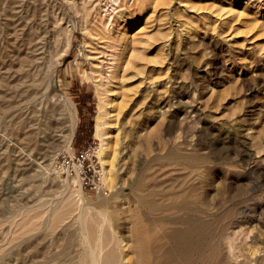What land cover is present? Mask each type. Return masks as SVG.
Instances as JSON below:
<instances>
[{"label": "rangeland", "instance_id": "rangeland-1", "mask_svg": "<svg viewBox=\"0 0 264 264\" xmlns=\"http://www.w3.org/2000/svg\"><path fill=\"white\" fill-rule=\"evenodd\" d=\"M48 47L55 89L30 67ZM41 87L74 105L68 147ZM89 145L104 196L50 172ZM90 246L97 264H264V0H0V264H92Z\"/></svg>", "mask_w": 264, "mask_h": 264}, {"label": "bare ground", "instance_id": "bare-ground-1", "mask_svg": "<svg viewBox=\"0 0 264 264\" xmlns=\"http://www.w3.org/2000/svg\"><path fill=\"white\" fill-rule=\"evenodd\" d=\"M77 29V28H76ZM19 38V37H18ZM51 45H49V47H50ZM70 46V45H69ZM49 47H48V49L46 50V51H44V52H41L39 55L40 56H38V61L36 62V63H34V64H31L30 62V67H33V69L38 73V76H39V79H40V81H42V79L46 76V77H48V78H51V82H52V87L55 89V78L53 77V74H54V71H55V69H56V65H57V63H55L54 61H53V59H52V57H51V52L49 51ZM65 50V49H64ZM36 54H38V53H36ZM57 54V53H56ZM60 57V56H59ZM99 61H100V58H99ZM59 62V61H58ZM101 63H102V60H101ZM19 65V64H18ZM23 65H25V64H22V66ZM103 65V64H102ZM17 66V65H16ZM20 66V65H19ZM29 66V65H28ZM24 67V66H23ZM26 67H27V65H26ZM24 70V69H23ZM16 73V72H15ZM22 73V72H21ZM20 73V74H21ZM12 74V73H11ZM11 74H10V76H11ZM17 74V73H16ZM20 74H18L19 76H20ZM52 75V76H51ZM12 77V76H11ZM11 80V79H10ZM16 80V79H15ZM49 80V79H48ZM9 81V80H8ZM17 81V80H16ZM44 81H45V79H44ZM50 82V81H49ZM9 83H11L10 81H9ZM44 87V86H43ZM51 87V88H52ZM42 88V87H41ZM57 89V88H56ZM48 90V89H47ZM52 92V91H51ZM50 92V93H51ZM48 93V92H47ZM46 92H44L43 91V88H42V90L40 91V95H41V100L43 101V108H44V112L46 113L45 115H44V119H48V111H50V108H54V106H56V107H59L61 110H62V113L65 115V117H66V115H67V118H66V121L68 122V129H67V131H66V134H65V137L67 138V142H66V146L65 147H68L69 146V144H70V141H71V139H72V134H73V129H74V126H75V109H74V105H73V103L69 100V99H67L63 94H61V93H56V94H52L51 96L50 95H48ZM60 110V111H61ZM106 109H105V107H104V105H101L100 106V108H99V113L97 114V116H96V124H95V134L97 135V136H99L100 138H101V141H102V144H104L105 143V140H106V136H107V131L106 130H104V129H101L102 128V126H103V113H104V111H105ZM59 111V110H58ZM30 115H33L32 114V112H29V113H26L25 114V117H27L28 116V118H30V120L32 121L31 123H30V125H35V126H38L39 125V122H41L40 121V119L38 118V119H35L34 117H29ZM51 116H53V114L51 115ZM27 118V119H28ZM34 118V119H33ZM105 118V117H104ZM43 119V118H42ZM45 121V123H46V120H44ZM43 121V122H44ZM50 122V121H49ZM54 136V135H53ZM102 144H101V147H103L102 146ZM101 149H103V148H101ZM105 159V158H104ZM103 158H102V164H103V166H105V169H106V162H105V160H104ZM30 161V160H29ZM37 162H39V161H37ZM36 162V163H37ZM40 163V162H39ZM34 164V163H33ZM37 165H38V167H40L41 165H39L38 163H37ZM45 165V164H44ZM38 167H36V168H38ZM45 167V166H44ZM46 168V167H45ZM40 169H42V168H40ZM39 169V170H40ZM44 169V168H43ZM43 172V171H42ZM38 173V172H37ZM107 170H106V178H108L107 177ZM41 175V174H40ZM48 177V176H47ZM108 181H109V178H108ZM104 196V195H103ZM27 203H25V204H23V205H26ZM93 225V224H92ZM144 225H142V228H144L143 227ZM90 229V228H89ZM94 228H92V230H93ZM99 229V228H98ZM111 229V228H110ZM145 229H147V228H145ZM88 230V229H87ZM112 230V229H111ZM134 230V231H133ZM131 232H130V234L132 233V235H130V237L132 238L133 236L135 237V246H133V252H135V250H137V252L138 251H140L139 250V248L140 247H142V249H143V246L145 245V246H147L148 244H144V243H147L146 241L145 242H143V240H145L143 237H141L142 236V234L140 235V233H141V228H135V229H133ZM144 230V229H143ZM89 231V230H88ZM100 231V230H99ZM98 231V232H99ZM94 232V231H93ZM97 232V233H98ZM114 233V232H113ZM128 234V233H127ZM148 234V233H147ZM99 235V234H98ZM145 235V234H144ZM143 235V236H144ZM104 236H105V234H104ZM107 236L109 237V235L107 234ZM113 236V235H112ZM148 236V235H147ZM87 237V236H86ZM119 237V236H118ZM96 238H98V237H96ZM143 238V239H142ZM110 239V238H109ZM109 239H108V241H109ZM121 238H119V240H120ZM148 239V238H147ZM81 240V239H80ZM128 240V239H127ZM98 241V240H97ZM107 241V242H108ZM106 242V243H107ZM148 242H149V240H148ZM125 243V242H124ZM134 243V242H133ZM123 244V241H122V243H121V245ZM87 245H88V242H87ZM97 245H98V243H97ZM116 246V245H115ZM149 246V245H148ZM123 247H125V246H123ZM135 247V248H134ZM118 249V248H117ZM123 249V248H122ZM121 249V250H122ZM142 249H141V251H142ZM88 250V249H87ZM146 250H148V249H146ZM123 251V250H122ZM145 251V250H144ZM89 257L91 258V260H93L92 261V264H97L98 262H97V260H96V256H94V249H93V247H89ZM127 252V251H126ZM146 252V254H147V251H145ZM148 252H149V250H148ZM124 254H125V252H124ZM135 254V253H134ZM146 254H144L143 252H141L140 254H139V260L141 261V264H149V263H151L152 262V259H151V257H150V255H146ZM150 254V253H149ZM137 256V255H136ZM124 257H126V254H125V256ZM131 257V256H130ZM127 258V257H126ZM124 259V258H123ZM128 259V258H127ZM126 259V260H127ZM104 260H105V264H117V261H116V253H115V250L114 249H110L108 252H107V254L105 255V257H104ZM139 261V262H140ZM128 262V261H127Z\"/></svg>", "mask_w": 264, "mask_h": 264}, {"label": "built area", "instance_id": "built-area-1", "mask_svg": "<svg viewBox=\"0 0 264 264\" xmlns=\"http://www.w3.org/2000/svg\"><path fill=\"white\" fill-rule=\"evenodd\" d=\"M50 172L58 177L76 179L80 190L91 196L104 195L107 192L103 183V171L92 145L77 153L59 152L50 167Z\"/></svg>", "mask_w": 264, "mask_h": 264}, {"label": "trees", "instance_id": "trees-1", "mask_svg": "<svg viewBox=\"0 0 264 264\" xmlns=\"http://www.w3.org/2000/svg\"><path fill=\"white\" fill-rule=\"evenodd\" d=\"M85 98H81L78 100V108L80 110V117L81 122L77 131L76 135V142L77 143H85L91 140L93 134V116H94V109L93 107L90 110V114L88 116L82 115V110L85 105Z\"/></svg>", "mask_w": 264, "mask_h": 264}]
</instances>
